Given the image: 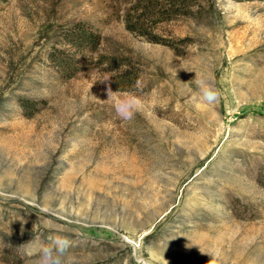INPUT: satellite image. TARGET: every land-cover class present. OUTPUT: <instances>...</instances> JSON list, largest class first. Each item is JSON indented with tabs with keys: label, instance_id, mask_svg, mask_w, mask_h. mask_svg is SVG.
Masks as SVG:
<instances>
[{
	"label": "rangeland",
	"instance_id": "rangeland-1",
	"mask_svg": "<svg viewBox=\"0 0 264 264\" xmlns=\"http://www.w3.org/2000/svg\"><path fill=\"white\" fill-rule=\"evenodd\" d=\"M77 24L99 43L60 70ZM56 236L61 264H264V0H0V264Z\"/></svg>",
	"mask_w": 264,
	"mask_h": 264
},
{
	"label": "clouds",
	"instance_id": "clouds-1",
	"mask_svg": "<svg viewBox=\"0 0 264 264\" xmlns=\"http://www.w3.org/2000/svg\"><path fill=\"white\" fill-rule=\"evenodd\" d=\"M184 69L189 71L187 68ZM193 80L199 89L198 98L200 101L206 104H214L219 100L221 92L211 81V77H204L201 73L196 72ZM99 81L108 83L107 100L112 102L115 114L121 120L130 121L137 112L144 109L143 100L135 92L113 91L109 77ZM69 247L70 241L66 237H53L50 244L40 246V254L36 264H61V257L66 254ZM212 264H215V261H212Z\"/></svg>",
	"mask_w": 264,
	"mask_h": 264
},
{
	"label": "trees",
	"instance_id": "trees-1",
	"mask_svg": "<svg viewBox=\"0 0 264 264\" xmlns=\"http://www.w3.org/2000/svg\"><path fill=\"white\" fill-rule=\"evenodd\" d=\"M170 5H190L191 0H167ZM61 37L64 39V43L69 44L75 50L72 52L67 50H59L52 53V61L58 69L64 71L75 70V66L78 63L77 55L84 50L94 49L99 43L100 37L92 30H87L82 25H75L72 29H68L62 32ZM61 41V42H63Z\"/></svg>",
	"mask_w": 264,
	"mask_h": 264
}]
</instances>
